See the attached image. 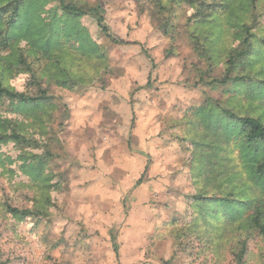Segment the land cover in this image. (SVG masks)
<instances>
[{"label": "rangeland", "instance_id": "rangeland-1", "mask_svg": "<svg viewBox=\"0 0 264 264\" xmlns=\"http://www.w3.org/2000/svg\"><path fill=\"white\" fill-rule=\"evenodd\" d=\"M71 1L101 6L117 42L92 15L68 22L60 17L56 29H46L55 0L39 4L42 11L38 3L30 8L15 36H0L4 83L36 91L32 71L10 63L20 46L45 58L36 60L34 74L52 97L30 108L0 100V133L16 123L35 140L0 144L4 264H264L257 231H237L239 224L189 230L195 217L190 196L203 188L194 179V111L226 100L228 91L209 81L224 74L238 34L231 27L211 31L199 51L191 35L195 9L183 0H163L164 10L154 0ZM49 38L54 41L45 46ZM209 52L217 56L214 63ZM255 67L264 74V61ZM21 151L45 165L46 217L18 218L9 211L33 208L40 193L17 158ZM219 152L223 175L217 180L234 171L238 158L237 150ZM240 182L230 178L223 189Z\"/></svg>", "mask_w": 264, "mask_h": 264}, {"label": "trees", "instance_id": "trees-1", "mask_svg": "<svg viewBox=\"0 0 264 264\" xmlns=\"http://www.w3.org/2000/svg\"><path fill=\"white\" fill-rule=\"evenodd\" d=\"M46 1L0 0V26L5 24L7 27L4 33L0 30V36L7 31L8 39L10 36H15V32H18L24 24L23 16L29 15V9L35 7L37 3L43 5ZM55 1L57 7L46 29H56L60 17H65L68 22V18L78 19L92 15L101 30L117 42L111 36L101 6H80L71 0ZM183 1L195 9L191 19L193 28L191 35L196 48L201 47L199 51L204 47L202 45L205 44V39L210 38L211 31L225 33L231 27L234 33L238 34V42L231 45L226 52L224 74L221 78L216 77L209 81L228 91L226 100L223 103L217 100L207 102L194 111L198 118L197 132L193 141L194 179L196 184L203 188L199 189L197 194L190 196L191 205L195 208V217L192 229L189 227V230L196 231L200 227L218 230L228 224H239L237 231L246 227L244 232L257 231L264 238V74L255 67L260 61H264V0ZM153 3L160 10L168 7L163 0H154ZM38 19L42 20L40 15ZM76 25L73 22L72 27ZM204 26L208 27L206 32L203 31ZM53 41L49 38L44 44L49 46ZM0 42H3L1 37ZM216 57L214 53L209 52L208 59L211 63H214ZM39 59L45 58H39L38 54L37 56L26 54L20 46L15 48L10 63L15 69L26 67L28 71H32L34 79L29 82L36 91L32 93L15 90L6 85L0 75V100H8L20 108H30L52 98L34 74L33 65ZM11 125L10 133L7 131L0 133V144L12 141L17 145L26 143L31 145L35 141L21 131L16 123ZM222 149L229 155L237 150L238 158L234 164V171L217 180L218 176L223 175L218 168L222 163L217 165L219 151ZM8 158L10 159L9 156ZM17 158L25 161L23 167L33 175L35 186L40 193L35 198L37 204L33 208L9 207V211L18 218L48 216L51 203L47 190L44 191L49 180L44 172L45 165L36 162L37 157L35 155L33 157L32 153H27L25 156L21 151ZM232 158L230 156L229 160ZM230 178L240 179L241 182L234 183L230 189L224 190L223 184ZM244 249L245 241L242 242V248L237 256L240 260ZM115 251H118L116 245ZM0 264H4L1 257Z\"/></svg>", "mask_w": 264, "mask_h": 264}]
</instances>
